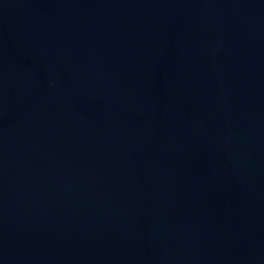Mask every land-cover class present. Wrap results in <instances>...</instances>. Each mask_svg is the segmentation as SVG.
<instances>
[{
  "label": "water",
  "instance_id": "water-1",
  "mask_svg": "<svg viewBox=\"0 0 264 264\" xmlns=\"http://www.w3.org/2000/svg\"><path fill=\"white\" fill-rule=\"evenodd\" d=\"M0 264H264V0H0Z\"/></svg>",
  "mask_w": 264,
  "mask_h": 264
}]
</instances>
